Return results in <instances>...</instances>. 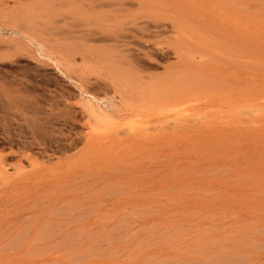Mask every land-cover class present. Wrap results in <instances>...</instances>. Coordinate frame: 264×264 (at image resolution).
I'll use <instances>...</instances> for the list:
<instances>
[{
  "label": "rangeland",
  "instance_id": "rangeland-1",
  "mask_svg": "<svg viewBox=\"0 0 264 264\" xmlns=\"http://www.w3.org/2000/svg\"><path fill=\"white\" fill-rule=\"evenodd\" d=\"M0 264H264V0H0Z\"/></svg>",
  "mask_w": 264,
  "mask_h": 264
}]
</instances>
